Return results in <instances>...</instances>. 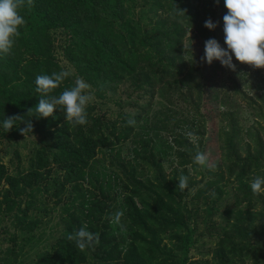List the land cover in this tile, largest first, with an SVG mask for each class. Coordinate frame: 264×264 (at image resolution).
<instances>
[{
    "label": "trees",
    "instance_id": "obj_1",
    "mask_svg": "<svg viewBox=\"0 0 264 264\" xmlns=\"http://www.w3.org/2000/svg\"><path fill=\"white\" fill-rule=\"evenodd\" d=\"M262 37L264 0H0V141L38 137L27 169L12 173L0 162V216L12 214L31 241L47 210L42 196L68 193L62 238L35 264H188L200 240L197 208L210 220L222 195L231 196L219 184L226 179L236 191L212 227L219 240L211 260L264 264L259 70L262 108L247 104V129L239 131L228 97L212 92L225 111L222 159L206 172L197 162L207 131L199 57L208 56L213 84L222 50L240 60ZM192 40L202 42L199 57ZM92 90L93 103L85 96ZM109 91L115 110L107 113ZM105 157L109 164H99Z\"/></svg>",
    "mask_w": 264,
    "mask_h": 264
},
{
    "label": "rangeland",
    "instance_id": "obj_2",
    "mask_svg": "<svg viewBox=\"0 0 264 264\" xmlns=\"http://www.w3.org/2000/svg\"><path fill=\"white\" fill-rule=\"evenodd\" d=\"M188 36L192 38L194 33L190 32ZM55 39H57V45H61L65 42V37L58 31L55 33ZM201 43L202 42L199 40H192L191 42V49L197 57H199L200 51L203 48ZM245 51L248 56H246V58L242 57L240 60H238L240 55L233 50V48H226L218 54V63L222 71L217 74L213 84L209 74H207L208 70L206 69L209 62L208 56L199 57V59L201 58L200 60L205 75L201 114L205 118L207 129L203 149L197 158L199 168L202 172H206L207 168L216 167L220 163V159H222L219 137L222 127L225 124L222 120L221 113L225 111L218 102L209 99L212 92H218L220 97L227 96L228 101L234 106L232 109L238 111V114L235 116V121L239 131L244 128L247 129L253 123V118L248 111L247 104L254 102V106L262 108L261 103L256 101L257 84L254 71L256 72L259 70L260 74L264 77V66H261L263 63L258 61V57L264 60V38H259L257 41H249L248 49H245ZM124 89L125 87L123 86L118 87L116 95L122 94ZM85 96L91 103L97 100L93 90L88 91ZM112 97L113 94L110 91L105 95L106 102L102 110L107 113L108 110L112 112L115 110ZM228 122L229 120L227 123ZM37 139L38 137H23L17 141H0V162L6 165L8 171L12 173L15 172L18 167L27 169L29 157L32 152V142L33 140L37 141ZM129 149L130 142H126L122 145L120 147L121 156L127 157ZM101 158L102 156L99 154L98 159ZM108 158L109 157H105L104 161L99 162V164L104 163L108 165L109 161H111V159L108 160ZM164 165L166 167L168 163ZM166 171L169 172V168L166 167ZM219 184L223 185L222 189L224 187L230 189L231 196L227 198L225 194L222 195L218 203L219 207L217 206L216 212H214L213 216L208 221H205L206 218L203 205L197 208L199 209V215L197 216L199 222L197 235L200 237V240L199 243L195 244L190 249L188 264H209L210 261L215 264L211 258L212 251L219 240V232L215 229H213L212 232V227L219 226L222 223L223 210L233 205V194L236 191V186L231 180L226 179ZM259 193L264 194V190H259ZM67 194L66 190L64 195H60V200L59 197L54 196V191L52 190H49L42 196L47 210L44 212L43 217H41L39 227L33 233L35 236L31 241L26 240L27 236L22 237L20 235L21 230L15 226V220L12 214L6 217L0 216V264H35L43 251L50 250L52 246L56 245L58 239L62 238L61 234L65 226L61 217L62 215L63 217L65 216V213L62 214V205ZM21 204L22 207L25 206V198ZM12 249L15 253L12 252ZM92 251L97 253V247L90 249L89 253ZM87 264H115V262H87ZM244 264L250 263L244 262Z\"/></svg>",
    "mask_w": 264,
    "mask_h": 264
}]
</instances>
